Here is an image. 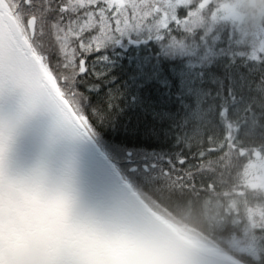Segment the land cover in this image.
Segmentation results:
<instances>
[{"label": "trees", "instance_id": "trees-1", "mask_svg": "<svg viewBox=\"0 0 264 264\" xmlns=\"http://www.w3.org/2000/svg\"><path fill=\"white\" fill-rule=\"evenodd\" d=\"M189 26L183 51L165 53L144 31L108 42L84 78L92 81L87 104L54 78L50 62L57 56L46 24L37 22L30 43L102 150L153 210L200 234L216 251L261 264L264 0H194ZM192 83L202 88L195 96L185 87ZM104 98L109 102L99 118L90 109Z\"/></svg>", "mask_w": 264, "mask_h": 264}, {"label": "water", "instance_id": "water-1", "mask_svg": "<svg viewBox=\"0 0 264 264\" xmlns=\"http://www.w3.org/2000/svg\"><path fill=\"white\" fill-rule=\"evenodd\" d=\"M10 21L9 32L0 18V264H242L147 206Z\"/></svg>", "mask_w": 264, "mask_h": 264}, {"label": "snow or ice", "instance_id": "snow-or-ice-1", "mask_svg": "<svg viewBox=\"0 0 264 264\" xmlns=\"http://www.w3.org/2000/svg\"><path fill=\"white\" fill-rule=\"evenodd\" d=\"M193 3L194 0H4L0 18L9 32L14 27L10 16L16 17L33 34L38 21L46 24L53 54L57 56L55 62H50L54 78L59 85L70 86L72 94H79L87 104L86 93L92 81L84 78L92 71L90 61L94 62L108 42H119L120 36L132 31H144L157 38L165 53L183 51L181 38L191 31ZM22 6L27 11H21ZM40 30L43 32V27ZM185 87L192 96L202 90L195 83ZM156 99L159 103L162 98ZM108 102L104 98L90 111L101 118ZM84 118L90 119L87 113Z\"/></svg>", "mask_w": 264, "mask_h": 264}, {"label": "rangeland", "instance_id": "rangeland-1", "mask_svg": "<svg viewBox=\"0 0 264 264\" xmlns=\"http://www.w3.org/2000/svg\"><path fill=\"white\" fill-rule=\"evenodd\" d=\"M16 18V17H15ZM17 19V18H16ZM17 21L19 22V20L17 19ZM20 24H21V26H22V28H23V30H25L24 31V34L26 35V36H28V32H26V28H25V26L23 25V23L20 21L19 22ZM176 227V229L180 232V233H184L186 236H192L194 239H197V240H199V241H201V242H203V237L200 235V234H196V232L195 231H193V230H189L188 228H186V227H184V226H180V225H177V226H175Z\"/></svg>", "mask_w": 264, "mask_h": 264}]
</instances>
